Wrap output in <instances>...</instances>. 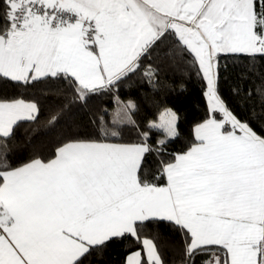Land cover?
<instances>
[{
    "label": "snow or ice",
    "instance_id": "obj_1",
    "mask_svg": "<svg viewBox=\"0 0 264 264\" xmlns=\"http://www.w3.org/2000/svg\"><path fill=\"white\" fill-rule=\"evenodd\" d=\"M172 61L206 100L181 149L170 148L176 111L139 118L119 95L133 77L168 86ZM230 64L241 69L233 94L258 98V111L224 98ZM3 85L25 91L0 87V264H94L114 245L118 264H264V0H0ZM44 91L65 100L49 127L113 99L47 155L14 160L18 129L45 114Z\"/></svg>",
    "mask_w": 264,
    "mask_h": 264
},
{
    "label": "trees",
    "instance_id": "obj_2",
    "mask_svg": "<svg viewBox=\"0 0 264 264\" xmlns=\"http://www.w3.org/2000/svg\"><path fill=\"white\" fill-rule=\"evenodd\" d=\"M260 71L258 67L257 75L260 74ZM240 72L239 67L230 64L221 83L222 94L230 106L241 112H247L253 106L258 111L260 104L258 98L256 100H245L240 96H235L232 92L233 87L239 83ZM160 78L162 85L168 86H162L158 91H151L147 87L141 86L137 77H133L132 81L121 86L119 95L121 99L127 100L131 97L137 101L140 105L139 118H155L164 107L176 111L179 115V136L176 138L175 143L170 145V148L181 149L191 140L194 125L203 119L206 111V100L202 95L201 85L197 78L194 74H190L189 69L182 62L172 61L166 63L162 68ZM252 82L258 83L255 77H252L247 87H251ZM0 87L5 88L9 93L25 91L12 85ZM41 88L43 89L45 86L42 85ZM35 91V89L28 90L29 93ZM112 99L111 94L93 97L88 107L80 112H76V106H72L65 114L66 123L59 127H49L45 125L47 111L65 103V100L55 91H44L41 95V101L45 105V114L41 116L40 123L25 124L18 129L16 137L12 141L13 159L24 161L37 151L47 155L50 148L67 131L69 125L75 127L76 122L80 121L85 112L91 114L104 109ZM123 248V245H114L102 256L94 258V264H118Z\"/></svg>",
    "mask_w": 264,
    "mask_h": 264
}]
</instances>
